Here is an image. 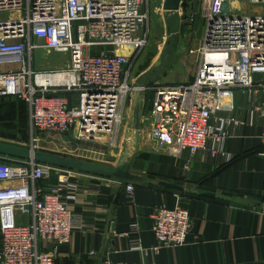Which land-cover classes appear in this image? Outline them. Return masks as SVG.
<instances>
[{"label": "built area", "instance_id": "1", "mask_svg": "<svg viewBox=\"0 0 264 264\" xmlns=\"http://www.w3.org/2000/svg\"><path fill=\"white\" fill-rule=\"evenodd\" d=\"M198 1L204 34L192 78L150 87L151 107L143 120L150 137L182 160L184 170L200 150L213 157L224 152V126L237 120L211 124L218 91L241 89L264 117V0ZM186 18L196 20L194 13ZM147 22L145 0H0V97L11 91L29 108V138L20 146L73 158L80 149L69 147L72 140L114 144L133 90L125 66L145 46ZM40 47L64 54L68 70H33L32 53ZM6 63L17 67L4 71ZM58 73L73 79L42 82ZM72 91L76 103L70 105L66 96ZM259 156L264 161V148ZM73 172L32 157L0 155V264H58L61 246L84 225L72 203L82 200L86 185ZM126 190L131 193L133 183ZM151 220L154 254L186 244L191 225L185 206H159ZM138 229L130 224L121 236L134 234L130 249L139 251ZM101 264L121 263L108 256Z\"/></svg>", "mask_w": 264, "mask_h": 264}, {"label": "crops", "instance_id": "2", "mask_svg": "<svg viewBox=\"0 0 264 264\" xmlns=\"http://www.w3.org/2000/svg\"><path fill=\"white\" fill-rule=\"evenodd\" d=\"M66 61L48 70L67 71ZM16 67L6 63L2 69ZM137 79L134 85L133 80L130 82L133 90L124 106L126 120L122 128L131 124L132 131L130 128L122 131L131 136L137 147L133 152L135 160L128 154L126 163L137 160L138 173L159 180L152 183L132 173L137 180L112 178L74 169L72 177L82 178L86 185L81 192L82 200L72 203L73 210L83 214L84 225L72 234L70 242L61 246L58 264H101L108 256L121 264H264V161L259 156L264 148L261 140L264 117L256 111L255 102L249 101L241 89L218 91L219 100L211 124L217 125L222 118L237 120L224 126L227 132L224 152L213 157L210 151L200 150L189 170H184L182 160L167 155L150 137L149 126L143 120L151 107L150 87L156 83L141 82L142 74L139 83ZM8 94L12 92L1 98ZM66 97L70 105L76 103L74 91ZM142 99V118L135 127ZM26 106L29 112L27 103ZM153 163L156 168L150 171ZM127 168L131 167L126 164L123 170ZM135 170L132 168V172ZM161 181L174 183L181 189L163 187ZM129 183H133L131 193L126 190ZM177 202L189 209L191 226L187 242L182 246L162 247L154 254L151 248L157 242L151 231V215L157 207L170 209ZM133 223L139 228L137 234L143 250L130 249L129 240L134 234L121 236L129 233ZM92 251L96 254L91 256Z\"/></svg>", "mask_w": 264, "mask_h": 264}, {"label": "rangeland", "instance_id": "3", "mask_svg": "<svg viewBox=\"0 0 264 264\" xmlns=\"http://www.w3.org/2000/svg\"><path fill=\"white\" fill-rule=\"evenodd\" d=\"M148 22L144 26L147 35V42L137 54L129 55L126 68L131 74L129 82L135 79L139 83V76L144 77L141 82H150L166 85L181 84L184 80H190L196 65L199 45L203 36L204 20L197 14L200 7L198 0H180L178 8L171 9L167 0H145ZM189 13H194L196 20L189 23L186 18ZM46 54L41 48L33 51L32 68L35 71H50L54 65L66 61L67 57L62 53H52L46 49ZM68 63V60L66 61ZM44 69V70H43ZM28 111L24 103L19 102L12 94L5 98L0 97V141L5 143H24L28 140ZM146 124V123H145ZM130 128L128 124L119 131L120 137L116 139L112 146L108 143L78 142L72 140L70 148H79L75 151L80 160L109 166L116 169H124L125 165L129 174L146 177L149 182L156 183L159 178H153L149 174L138 173L140 166H135L136 162L126 163L128 154L130 159H134L136 150L135 142L127 133L122 130ZM132 131V130H131ZM52 148V147H50ZM53 149V148H52ZM54 150V149H53ZM54 153L53 151H48ZM58 154V153H57ZM66 157V156H64ZM134 157V158H133ZM69 158V157H66ZM133 170L137 172H132ZM155 164H151L150 171L155 169ZM140 172V171H139ZM85 174V173H84ZM131 174V175H132ZM116 178V176H112Z\"/></svg>", "mask_w": 264, "mask_h": 264}, {"label": "water", "instance_id": "4", "mask_svg": "<svg viewBox=\"0 0 264 264\" xmlns=\"http://www.w3.org/2000/svg\"><path fill=\"white\" fill-rule=\"evenodd\" d=\"M178 1L180 0H167L170 4L171 9H177L178 8ZM143 105V99L140 100L138 111L136 113L137 119H136V125L140 122L142 115H141V108ZM0 155L6 156V157H17V158H33L34 160L38 162H43L52 166H60L65 167L69 169H76L85 173H92L100 176H118V177H127L129 179H135L131 174L128 173V171L123 169H116L109 166H102L100 164H95L92 162H86L83 160H80L78 158H66L60 154H54L47 151H36L32 152L26 147H22L19 145H16L14 143H5L0 141ZM137 180V179H135ZM161 186L166 188H172V189H181L180 186L174 184V183H166V182H159ZM197 193H204L196 191Z\"/></svg>", "mask_w": 264, "mask_h": 264}, {"label": "bare ground", "instance_id": "5", "mask_svg": "<svg viewBox=\"0 0 264 264\" xmlns=\"http://www.w3.org/2000/svg\"><path fill=\"white\" fill-rule=\"evenodd\" d=\"M73 79V75L67 76L63 73H58L55 74L54 76H50L48 78H43L42 82L43 83H50V84H54V83H68Z\"/></svg>", "mask_w": 264, "mask_h": 264}, {"label": "trees", "instance_id": "6", "mask_svg": "<svg viewBox=\"0 0 264 264\" xmlns=\"http://www.w3.org/2000/svg\"><path fill=\"white\" fill-rule=\"evenodd\" d=\"M16 99H17L19 102L26 104L24 101L18 99L17 97H16ZM27 131H28V130H27ZM28 138H29V136H28ZM27 141H28V140H27Z\"/></svg>", "mask_w": 264, "mask_h": 264}]
</instances>
